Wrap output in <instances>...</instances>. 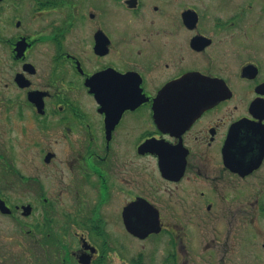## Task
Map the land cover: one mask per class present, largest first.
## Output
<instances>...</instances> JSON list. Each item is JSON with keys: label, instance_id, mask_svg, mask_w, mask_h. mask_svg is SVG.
<instances>
[{"label": "flooded vegetation", "instance_id": "flooded-vegetation-1", "mask_svg": "<svg viewBox=\"0 0 264 264\" xmlns=\"http://www.w3.org/2000/svg\"><path fill=\"white\" fill-rule=\"evenodd\" d=\"M14 243L264 264V0H0V264Z\"/></svg>", "mask_w": 264, "mask_h": 264}, {"label": "rangeland", "instance_id": "rangeland-1", "mask_svg": "<svg viewBox=\"0 0 264 264\" xmlns=\"http://www.w3.org/2000/svg\"><path fill=\"white\" fill-rule=\"evenodd\" d=\"M14 247L18 248V250L15 251V255L12 254L9 259L5 258L6 260H4V264H30L29 253L27 249L23 246L18 247L15 243ZM245 264H252V261H245Z\"/></svg>", "mask_w": 264, "mask_h": 264}]
</instances>
